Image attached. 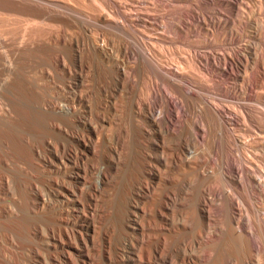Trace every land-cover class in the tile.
Wrapping results in <instances>:
<instances>
[{
	"label": "bare ground",
	"instance_id": "6f19581e",
	"mask_svg": "<svg viewBox=\"0 0 264 264\" xmlns=\"http://www.w3.org/2000/svg\"><path fill=\"white\" fill-rule=\"evenodd\" d=\"M259 10L0 0V264H264Z\"/></svg>",
	"mask_w": 264,
	"mask_h": 264
},
{
	"label": "rangeland",
	"instance_id": "374dc122",
	"mask_svg": "<svg viewBox=\"0 0 264 264\" xmlns=\"http://www.w3.org/2000/svg\"><path fill=\"white\" fill-rule=\"evenodd\" d=\"M261 12V15H260V12ZM258 12H257V14H258V16H263L261 19L264 21V12H262L261 10H259ZM171 48H170V47ZM164 45V46H161L160 47V45L159 46H157V48L158 47H160V48H158L159 50H162L163 52H164V54L166 55V56H168L167 57V60H168V62L169 63H174V64H172V65H174V66H179L180 68H183V70L184 71H190V69L185 65V61L186 60H188V58H189V55H190V49H188V47H186V46H184V45H182L181 46V44H178V45H175V46H177V47H175V46H173V45ZM166 47H167V49H166ZM173 48H175V49H173ZM187 49V50H186ZM175 53V54H177V55H175L173 52ZM180 52V53H179ZM169 53V54H168ZM174 54V55H172V54ZM187 55H186V54ZM188 53H189V55H188ZM180 54V55H179ZM172 55V56H171ZM184 55V56H183ZM178 56H180V57H178ZM183 56V57H182ZM173 57L175 58V59H177V60H175V59H173ZM181 58H183V59H185V60H183V59H181ZM170 59V60H169ZM179 59V60H178ZM176 61V62H175ZM179 61H182V62H180L179 63ZM185 63H184V62ZM178 62V63H177ZM184 63V64H183ZM183 64V65H182ZM180 65H182V66H180ZM186 67V68H185ZM188 68V69H187ZM255 71H256V69H255ZM31 72V71H30ZM3 78V77H2ZM172 102L174 103H176V102H178L177 101V99L175 100L174 98H172ZM174 103V104H175ZM8 115V114H7ZM8 117V119H10V118H13L12 117V115L10 116V115H8L7 116ZM2 128V126L0 125V129ZM4 152L2 151V149H0V155H2ZM15 156H16V153H15ZM41 160H42V158H41ZM22 166V167H21ZM22 168V169H21ZM27 170V169H26ZM25 170V168H24V165H22V164H19V166L18 165H10L9 167H3L2 165H0V172L1 173H10L13 177H14V179L16 180V181H20V182H28L29 181V175H28V171H26ZM27 194H28V191H27Z\"/></svg>",
	"mask_w": 264,
	"mask_h": 264
}]
</instances>
